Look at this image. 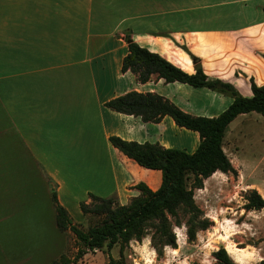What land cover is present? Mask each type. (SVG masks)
I'll return each instance as SVG.
<instances>
[{
	"label": "crops",
	"instance_id": "obj_1",
	"mask_svg": "<svg viewBox=\"0 0 264 264\" xmlns=\"http://www.w3.org/2000/svg\"><path fill=\"white\" fill-rule=\"evenodd\" d=\"M129 37L190 74V54L196 56L208 76L232 83L245 97L253 94L251 79L264 86V0H0L1 200L12 184L6 175L21 165L46 195L56 192L70 214L90 193L117 195L125 205L140 194L136 184L156 190L162 175L124 156L109 138L178 148V130L184 128L169 116L151 123L113 111L108 101L131 91L151 92L205 117L232 104L231 96L208 88L167 83L157 75L140 83L130 70L123 72ZM251 114L228 127L225 143L231 140L234 152L247 131L254 132ZM192 136L194 151L199 134ZM224 148L234 166L241 163ZM220 175L227 174L217 171L208 179ZM51 210L54 215V203ZM8 219L0 213V251L13 246L39 254L30 250L24 226L30 227L22 220L8 226ZM46 230L51 248L41 252L51 250L53 258L61 250L55 215Z\"/></svg>",
	"mask_w": 264,
	"mask_h": 264
},
{
	"label": "trees",
	"instance_id": "obj_2",
	"mask_svg": "<svg viewBox=\"0 0 264 264\" xmlns=\"http://www.w3.org/2000/svg\"><path fill=\"white\" fill-rule=\"evenodd\" d=\"M127 42L129 53L123 59L122 71L133 72L140 83H146L157 75L167 83L180 82L231 96L233 102L220 115L205 117L189 114L169 99L151 92L131 91L108 101L106 107L109 109L140 117L144 122L160 123L169 116L179 128L197 132L199 145L193 153H188L159 143H139L111 136V144L124 156L143 168L160 171L161 184L156 190L144 182L136 184L134 188L140 194L126 205L119 203L117 195L102 198L90 193L92 202L81 203V210L102 219L87 230L73 223L66 208L58 202L56 192H53L57 227L62 232L69 230L74 234L77 253L74 257L64 254L51 264H77L86 254L105 249L109 254L108 264H127L125 250L131 241L141 242L148 235L158 256L162 257L166 247L178 246L175 227L185 226L188 241H196L198 233L208 230L213 222L197 205L195 191L204 188L205 180L217 171L236 173L224 148L228 127L243 114L256 112L264 116V86L257 85L253 79V94L245 97L232 83L208 76L199 59L192 54L195 72L190 74L130 37ZM245 199L248 211L264 209V197L256 189L250 190ZM115 247L121 249L119 258L110 254ZM213 257L217 264H238L225 247L215 251ZM260 264H264V260Z\"/></svg>",
	"mask_w": 264,
	"mask_h": 264
},
{
	"label": "rangeland",
	"instance_id": "obj_3",
	"mask_svg": "<svg viewBox=\"0 0 264 264\" xmlns=\"http://www.w3.org/2000/svg\"><path fill=\"white\" fill-rule=\"evenodd\" d=\"M251 115L254 132L247 131L246 136L236 143L235 152L231 150V140L225 143L228 152L233 151L235 156L241 160L240 164L233 165L236 173L216 176L212 180L208 179L204 182V188L195 191L197 205L213 222V225L208 230L200 231L196 241L192 243L188 241L185 226L175 227L178 246L177 248L166 247L162 257L158 256L152 246L150 235L141 242L133 241L125 250L127 264H192L193 262L217 264L213 253L221 245H224L238 264H260L264 260V209L248 211L245 208V197L250 190L256 189L264 197V116L256 112ZM181 130H178V148L193 153L195 149L194 151L192 149L194 143L192 135H195V132ZM20 167L21 165L16 168L13 166L14 173L6 175L11 179L12 184L7 185L8 189L5 192L7 204L6 201L4 202V197L0 199V213H6L11 218L8 219V226L12 222L16 224L18 220H22L24 225L30 227L24 226L25 234L31 237L30 250L37 249L39 254L22 253L11 248L13 246L1 247L0 264H39L40 260L51 264L64 254L74 257L77 253L74 234L69 230L62 232L58 227L61 250L53 258L48 255L51 250L41 252L44 248H51L49 245H51L52 237L48 236L49 230L46 229L53 225L54 215L56 221V213L52 214L51 194L46 195L44 188L34 179L33 173L27 175L22 172V169L20 170ZM16 170L20 171L15 172ZM44 180L48 181H46L48 187L50 186V190L53 191L54 185L50 179L45 177ZM15 184L22 185L24 189L13 187ZM13 199L19 200L20 203L10 201ZM88 200V202L81 201L80 205L83 202L87 204L92 202L89 195ZM119 203L121 204L120 201ZM69 215L73 223L84 230L99 223L102 219L98 215L84 214L81 206L78 211L72 210V214L69 213ZM110 254L114 258H119L120 247H115ZM108 261L109 254L105 249L86 254L77 264H108ZM44 262L42 264H45Z\"/></svg>",
	"mask_w": 264,
	"mask_h": 264
},
{
	"label": "water",
	"instance_id": "obj_4",
	"mask_svg": "<svg viewBox=\"0 0 264 264\" xmlns=\"http://www.w3.org/2000/svg\"><path fill=\"white\" fill-rule=\"evenodd\" d=\"M221 247H224V245H221L220 248H221Z\"/></svg>",
	"mask_w": 264,
	"mask_h": 264
}]
</instances>
